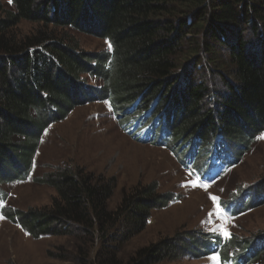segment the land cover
I'll list each match as a JSON object with an SVG mask.
<instances>
[{"label":"trees","instance_id":"obj_1","mask_svg":"<svg viewBox=\"0 0 264 264\" xmlns=\"http://www.w3.org/2000/svg\"><path fill=\"white\" fill-rule=\"evenodd\" d=\"M10 4V10L0 5V184L8 180L4 173L26 178L44 132L90 101L108 102L130 138L169 150L209 183L264 136V0ZM23 22L38 27L20 35ZM72 31L107 41L111 50L86 52ZM220 48L228 52L223 71L225 64L214 58ZM87 77L101 81L100 89L89 86ZM41 182L57 193L51 208L8 217L38 238L79 230L92 246L99 236L94 262L86 249L80 264H122L119 244L172 201L157 184L138 185L111 211L115 178L94 180L64 169ZM4 195L0 187V203ZM261 204L264 185H254L223 210L236 216ZM190 243L200 252L203 246L204 255H218L220 264H264V233L241 241L235 235L200 236ZM185 245L183 238L162 240L140 249L128 264H158L184 252L198 257Z\"/></svg>","mask_w":264,"mask_h":264},{"label":"rangeland","instance_id":"obj_2","mask_svg":"<svg viewBox=\"0 0 264 264\" xmlns=\"http://www.w3.org/2000/svg\"><path fill=\"white\" fill-rule=\"evenodd\" d=\"M0 5L6 10L11 8L8 0H0ZM37 27L23 22L16 31L20 35H29ZM70 34L86 52L111 50L107 41L76 31ZM214 58L225 64L222 71L229 68L226 48L215 51ZM204 64L209 65L207 57ZM87 80L89 86L100 89L101 81L92 77ZM217 85L221 86V83ZM64 169L94 180L115 178L118 185L108 202L111 211L117 210L125 192L138 185L157 184L160 194L172 196L167 207L152 212L142 232L119 244L118 260L122 264H128L140 249L174 238H183L187 243L186 251L193 248L192 253L198 257L184 252L158 264H220L217 255L203 254V246L198 247L201 252L196 251L195 246L190 245L191 239L220 235L218 230L225 225V221L215 215L208 219L215 211L211 196L219 198L223 209L224 203L241 190L264 185V136L245 151L238 165L209 183L184 169L169 150L130 138L108 102L90 101L78 106L64 121L51 124L44 132L32 170L26 178L19 180L11 177L14 173H4L8 180L0 184L5 194V200L0 203V264H80L86 249L90 250L88 260L94 262L101 246L99 236L92 246L79 230L70 235L38 238L23 229L17 219L8 217L9 213H18L21 217V214L51 208L57 193L41 180ZM225 226L237 241L263 234L264 204L243 214L227 216Z\"/></svg>","mask_w":264,"mask_h":264},{"label":"snow or ice","instance_id":"obj_3","mask_svg":"<svg viewBox=\"0 0 264 264\" xmlns=\"http://www.w3.org/2000/svg\"><path fill=\"white\" fill-rule=\"evenodd\" d=\"M9 2H11V0H9ZM204 187H205V189L207 188L206 185ZM210 199H211V201H212V203L214 205L215 211L213 213L209 214L208 219L210 220L212 218V216L215 215L219 219L224 220L225 221V225H226L227 216H226L224 210L220 207L219 198L216 197V196H211ZM225 225H221L218 231H219L220 235L224 236L225 238H229L230 234L228 233Z\"/></svg>","mask_w":264,"mask_h":264}]
</instances>
